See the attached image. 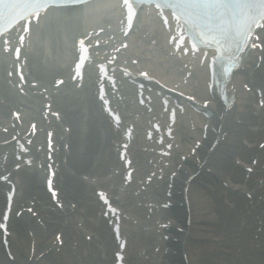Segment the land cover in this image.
<instances>
[{"label": "bare ground", "instance_id": "bare-ground-1", "mask_svg": "<svg viewBox=\"0 0 264 264\" xmlns=\"http://www.w3.org/2000/svg\"><path fill=\"white\" fill-rule=\"evenodd\" d=\"M153 31L147 40L146 38L139 39V41L131 40L129 46L124 50V54L137 56L139 58L138 64L152 68L161 79L170 83H178L179 86L181 85L180 81L184 78V73L188 72L189 76L183 89L199 98H210L205 86V67L192 56L175 55L174 53L169 55V49L166 46L162 31H159L157 27ZM112 32L114 33L113 37H116V32ZM154 36L157 38L151 41ZM40 57L39 54L34 55L33 60L36 62V67L33 65L32 69L35 72L45 74L50 63L39 64ZM46 61H48L47 57ZM3 64L6 65L7 61L0 59V71ZM259 73L258 69L254 71L255 76ZM255 76L253 80L257 83L260 80H256ZM243 79H245L244 74L236 73L233 77L236 86L244 83ZM32 88L34 89V87L25 88L27 92L25 96L15 94L13 92V90L16 91L15 88H1L0 97L6 96L10 102L20 106L19 118L22 122L25 116L38 120V131L34 135L35 141L40 138V128H53L57 139L58 134L64 133L59 128L60 121L61 123L64 121V124L69 123L71 129L67 134V136L69 135L67 141H70V151L67 154L63 153L66 163H60L58 170V174L61 175L59 178V196L63 203L62 208L53 206L50 199L39 190V170L36 171L33 169L34 167H30L15 173L13 178L17 182L18 190L14 200V209L33 204L34 213L23 210L19 216L11 217L8 246L13 258L6 255L0 241V264H112L113 258L101 257L100 252L101 250L110 251L115 245L114 240L107 232L103 219L97 216V207L92 197L90 182L88 183V180L82 178L80 174L87 175L89 179L94 176L92 178L96 179L92 181L93 183H102V177L105 173H108L112 167H119L118 161L110 151L107 152L102 149L104 145L101 146L97 134L94 137L92 129L94 127L91 125L96 121L94 115L90 114L89 119L85 122L86 127L84 123L80 122L81 113H78L80 110L77 109L79 104L73 91L60 93L58 98L56 96L54 100L51 95V109L61 108L64 113L59 123L53 120L45 123L38 108V104L42 100L41 95L30 93ZM237 96L236 102L239 103L240 113L236 114V118L246 121L249 126L234 123L231 110H227L221 116L215 115L209 119L210 126L214 127L215 132H212L209 127L206 136L217 137V142L210 150L209 147H202L206 142V138L203 139L201 151L200 146L197 150L199 159L196 164L188 162L194 157L189 152V148L186 149L183 145L181 150L187 156L188 161L186 165H180L176 174V182L180 184L178 179L185 177L186 171L192 173L199 168V171L195 172V175L188 182L187 194L191 215L188 228L184 235L183 233H175L176 236H179V243L182 242L185 248L188 264H264V248L258 247V244L263 242L261 235L264 227L262 214L258 212L259 204L264 203V182L262 178H258H264V167H260L258 162L264 158V149H260L252 143L243 144L241 142L242 137L251 142L256 137L264 135V123L262 121L264 108L263 110L260 108L248 109L247 104H250V96L242 89H238ZM16 97H18L17 100ZM1 103L3 102L0 99ZM42 109L43 106H41ZM217 113L219 114L220 111ZM190 119L196 125L191 134L195 138H199L202 131L197 126L200 117L191 115ZM185 120L188 121L189 118ZM11 122L10 115L7 116L3 108L0 107V126L7 125L5 132L0 131V141L14 135L19 136L15 133ZM202 123L200 122V124ZM22 124L17 126L20 133L24 130ZM250 124L253 126L251 127ZM225 130L227 133L224 139H221ZM191 134L190 137H192ZM176 138L178 141L177 136ZM5 145L0 146V149H13V140ZM173 150L176 151L175 148ZM31 153L36 158L41 157L40 151H36L34 148H30L29 155H32ZM233 156H237L244 162L248 161L250 156L257 157V162L254 165L255 174L246 175L245 170L235 165ZM141 157H143V152L136 151L134 165L139 171L142 166L148 168L150 165L141 164ZM136 158H138L137 163ZM155 160L157 161V159ZM171 161L169 166H161V172L164 171L163 177L157 179V177L152 176L154 179L150 181L151 185L147 187L148 190L140 191V195H145L144 201L153 203L157 198H168L164 194L168 182L169 172L167 171L169 167L174 170L180 159L175 161L173 156ZM67 166L71 168L69 169ZM158 167L160 166L156 168ZM207 167L211 171H207L205 169ZM151 170L153 167L149 168V171ZM157 173L160 172L157 171ZM114 175L117 177L118 172ZM224 178L231 183H240L239 191H250L251 195L228 193L222 185L221 180ZM5 187L6 184L0 182V207L3 205L2 190ZM150 191L151 195H148ZM123 196L117 201L122 207H125L126 203H131L133 200L132 192L127 188ZM30 201L33 203L30 204ZM71 202L74 203L73 206ZM168 211V209L158 208L157 213L159 217L166 215L163 219L166 221V219H171L170 215H167L169 214ZM158 216L156 215V217ZM180 218H182L181 215ZM178 225H182L180 220ZM54 228L56 230L53 232V236L57 231L62 233L63 243L60 246L56 244L54 238L50 239L49 237ZM163 232L170 233L166 230ZM83 233H89L91 239H85ZM151 264L162 263L152 262Z\"/></svg>", "mask_w": 264, "mask_h": 264}, {"label": "snow or ice", "instance_id": "snow-or-ice-1", "mask_svg": "<svg viewBox=\"0 0 264 264\" xmlns=\"http://www.w3.org/2000/svg\"><path fill=\"white\" fill-rule=\"evenodd\" d=\"M65 2L79 6L82 0H65ZM143 2L154 3L161 10L165 7L171 8L177 20H187L189 30L197 28L202 36L212 33L216 29L214 21L224 23V18L227 17L230 21L238 22L239 30L243 37L247 39L251 34V25L257 21L255 0H143ZM46 3L47 0H0V13L3 10L23 7L31 9L38 17L39 10ZM124 3L127 7L129 22H131L137 7V0H124ZM29 16H31V12ZM241 17H245L242 25L239 24ZM258 18L264 20V0H259ZM165 20H167V17H165ZM215 34L218 38H222L224 35L222 31H216ZM81 43H83V40H81ZM17 55H19V50H17ZM81 59H83V53ZM77 68H79V64ZM101 68H103V65Z\"/></svg>", "mask_w": 264, "mask_h": 264}, {"label": "rangeland", "instance_id": "rangeland-1", "mask_svg": "<svg viewBox=\"0 0 264 264\" xmlns=\"http://www.w3.org/2000/svg\"><path fill=\"white\" fill-rule=\"evenodd\" d=\"M53 232V231H52Z\"/></svg>", "mask_w": 264, "mask_h": 264}]
</instances>
